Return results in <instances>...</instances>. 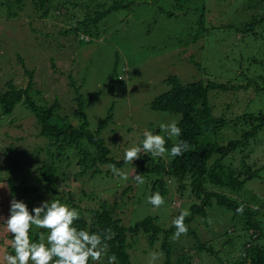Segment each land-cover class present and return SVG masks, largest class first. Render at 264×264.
Listing matches in <instances>:
<instances>
[{"label":"rangeland","instance_id":"374dc122","mask_svg":"<svg viewBox=\"0 0 264 264\" xmlns=\"http://www.w3.org/2000/svg\"><path fill=\"white\" fill-rule=\"evenodd\" d=\"M130 1V7L111 12L100 21L98 28L88 33V40L80 39V33H63L74 21L68 16L49 13L46 18H41L25 5L23 10L15 9L19 15L9 17L6 7L0 6V87H5L7 81L17 87H25L28 83L25 65L34 75L31 98L41 105L58 102V113L77 124L80 119L75 115V89L70 84L74 80L85 99L83 115L90 130H95L110 113L111 119L102 129L101 137L116 160L124 158L127 148L141 143L146 129L153 134L159 129L161 136L176 140L175 136L169 137L167 132L161 131L160 125L178 122L180 114L153 110L149 106L155 97L170 88L165 81L167 77L174 75L182 83L209 79L244 84L247 77L264 72L260 64L255 65L251 61L253 57L264 59V23L254 24L249 32L242 31L244 25L258 15L255 1ZM202 14L203 21L200 22ZM209 104L213 106V115L223 114L229 118L236 111L261 108L262 99L253 87L212 90ZM35 120L33 112L21 103L11 114L2 113L0 106V167L3 175L11 170L27 178L32 187L27 203L29 210L35 206L38 197L47 192L35 175L23 167L27 161V166L37 172L39 159L48 152L47 142L35 137ZM39 147L44 148L39 152L40 156L36 155ZM252 148L255 150L254 146ZM19 152L26 160L21 162V168H16L9 164V160ZM33 154L36 157L32 162ZM58 164L59 177L55 181L65 183V188L74 194V198L83 200L80 203L82 208L96 206L97 199H107L117 214L114 216L125 225L148 215H157L166 227L171 224L172 208L179 205L177 200L171 202L172 194L164 197L165 203L160 208H154L148 203L141 184H133L126 194L122 193L136 175L128 164L117 168L127 175L126 180L115 175L109 165L101 166V171L90 177L88 172L81 174L72 165L67 167L66 160ZM130 183L134 182L131 180ZM5 189L0 184L1 204L6 201ZM252 194L259 195L264 201V182L253 178L245 183L240 193H235L243 198ZM89 195L94 200L89 201ZM2 208L7 217L8 206ZM262 211L259 218L264 220V209ZM231 215L215 205L209 210L207 223L198 219L192 224L198 238L210 240L215 248L222 250L228 261L240 253L244 242L240 230L233 233L236 249L223 244V238H217L222 231L232 228ZM5 232L6 228L0 229V264H4L5 252L11 253L12 238H7ZM182 239L179 242L187 246L196 244L192 235ZM157 249L158 243L150 247L139 238V241L131 242L129 252L135 263L161 264L163 255ZM225 252L231 255H224ZM151 253H156L158 259L152 261ZM192 260L195 264L210 262L204 254L196 255ZM89 264L96 263L90 261Z\"/></svg>","mask_w":264,"mask_h":264},{"label":"trees","instance_id":"16d2710c","mask_svg":"<svg viewBox=\"0 0 264 264\" xmlns=\"http://www.w3.org/2000/svg\"><path fill=\"white\" fill-rule=\"evenodd\" d=\"M254 1L259 8L258 15L244 25L243 32L253 30L256 23H264V0ZM25 5L30 6L31 13L40 14L41 18H46L49 13L54 16H68L74 21L63 33L76 35L80 33L88 36V33L98 28L99 22L111 12L127 9L131 6V1L0 0V6L6 7L9 17L19 15L17 10H23ZM167 15L170 16L171 13L167 12ZM199 21H203V14ZM20 61L24 63L23 60ZM251 61L255 65L260 64L264 69V59L253 57ZM23 67L25 75L28 76L27 85L17 87L7 81L6 89L0 87L1 110L4 114H11L19 103L28 107L36 118L35 137L47 142L48 152L39 159L37 172L27 166L22 152H19L17 156H11L9 164L21 168L25 161L23 167L45 186L47 192L45 194L42 186V192L45 195L38 197L35 206L51 198L60 200L80 213V218L74 222V226L78 229L83 228L102 236L106 229L112 230L104 256L100 261H93V263L107 264V257L115 255V264H140L131 259L129 247L131 242H137L141 238L150 247L158 243L157 250L163 255L161 264H195L192 259L199 254H204L210 259L207 264H264V220L259 218V214H263L264 201L255 194L248 198L235 195L240 193L245 183L253 178L264 182V72L247 77L244 84L209 79L182 83L174 75L167 77L165 81L170 88L155 97L149 106L157 111L179 113L178 127L181 129V135L176 137L175 141L163 135L166 141L165 147L168 150L164 157H154L150 153L142 152L140 159L133 163H125L124 158L116 160L111 155L109 147L101 137L102 129L111 119L110 113L99 122L95 130H90L83 115L85 99L79 92L80 86H76L75 81L71 79L70 84L75 89L74 100L77 106L75 115L80 120L77 124L69 122L67 116H61L58 113L60 109L58 102L41 105L31 98L30 93L35 83L34 75L25 65ZM249 87H253L255 93L262 99L261 108L253 111H236L229 118L224 117L223 114L213 115V106L209 104V93L212 90L229 91ZM159 133L157 129L155 134ZM181 141H186L190 149L183 155L171 157L168 153L172 146ZM252 146L255 150L251 149ZM42 151L44 148L39 147L36 155L40 156L39 152ZM36 155L33 154L32 162ZM62 160H66L67 167L72 165L73 169L76 168L81 174L88 172L90 177L96 176L103 165H115L116 168H122L128 164L134 168L136 174L144 177L145 182L141 185L147 197L158 191L163 198L172 194L171 202L179 201V205L172 208L171 224L166 227L157 215H148L131 225H125L120 218L114 216L117 214H114L113 205L107 199H97L96 206L82 208L80 203L83 200L74 198V194L65 188V183L55 181L59 177L60 164L58 163ZM134 177L131 179L134 183H130V180L123 189V194L132 189L133 184L139 185ZM0 184L6 188V201L1 204L0 200V216H6L2 206H8L9 209L11 195L28 203L32 187L22 173L10 170L7 173L5 171L3 175L0 167ZM89 196V201L94 200L91 199V195ZM117 203L115 202V205ZM215 205L222 208L224 212L232 214L231 222L234 226L230 230L227 228L222 231L217 238H223V244L236 249L233 245L235 241L233 233L240 230V234L244 235L240 253L232 256V261L226 260L222 250L215 248L210 240L202 241L198 238V232L192 226L198 219L207 223L209 210ZM240 205L244 206L243 214L236 212ZM181 210H188L190 213L185 219L188 232L173 242L171 237L176 229L172 222ZM0 229L5 230L2 221H0ZM41 232L47 235V230L35 229L33 226L30 238L33 241L38 240ZM4 235L7 238H13L7 231ZM190 235L196 238L195 245L187 246L179 242ZM9 250L14 254L11 246ZM227 254L231 255L230 252L224 253V255Z\"/></svg>","mask_w":264,"mask_h":264},{"label":"clouds","instance_id":"9594fccd","mask_svg":"<svg viewBox=\"0 0 264 264\" xmlns=\"http://www.w3.org/2000/svg\"><path fill=\"white\" fill-rule=\"evenodd\" d=\"M80 39L88 40L89 37L80 34ZM130 91V89H129ZM160 130L167 132L169 137H179L181 129L178 122L172 121L169 124H161ZM143 139L139 145L129 147L124 152V162L133 163L140 159V154L150 153L154 157H164L168 150L165 147V138L153 131L144 130ZM190 149L186 141H181L172 146L171 157L183 155ZM115 175L127 179L115 165L111 166ZM138 184L145 182L144 177L136 174L134 177ZM11 195V193H10ZM154 208H160L165 200L160 192H154L148 198ZM9 214L7 217L0 216V221L6 228L8 234H12L10 246L14 254L5 252L4 264H89V261H100L108 247L107 240L111 239V229L105 230L102 236L86 229L74 226V222L80 218V213L70 208L60 200L49 199L42 201L38 206L29 210L27 204L11 195ZM257 210V209H254ZM244 206L240 205L236 212L243 214ZM190 215L188 210H181L174 218L173 225L176 229L172 240H179L186 235L188 227L185 219ZM33 226L36 229L47 230V235L39 233V238L33 241L30 238V231ZM151 260L158 259L156 253H151ZM115 255L107 257V264H115Z\"/></svg>","mask_w":264,"mask_h":264}]
</instances>
